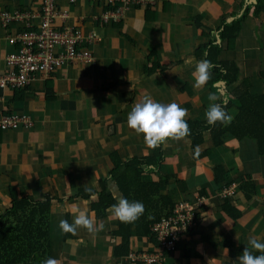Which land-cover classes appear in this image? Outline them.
<instances>
[{
	"label": "crops",
	"instance_id": "1",
	"mask_svg": "<svg viewBox=\"0 0 264 264\" xmlns=\"http://www.w3.org/2000/svg\"><path fill=\"white\" fill-rule=\"evenodd\" d=\"M146 1L148 5L124 8L120 15L113 9L116 21L103 22L106 7L97 0H55L57 11L65 15L56 19V29L79 30L85 41L94 36L87 47L92 62L63 66L48 80L38 79L24 90H0L5 113L26 115L33 122L29 130L0 131V214L10 207L12 196L50 195L49 257L61 264H137L125 255L114 256L120 242L113 234L117 219L109 208L96 219L90 204L97 200L101 180H106V193L116 203L120 198L108 179L110 154L121 161L151 154L143 134L127 126L128 113L143 96L187 108V121L206 119L209 93L219 96L216 103H223L224 97L249 82L251 95L264 96V0L256 15V0ZM41 5L42 0H0V73L8 70L11 38L22 30L16 23L5 30L2 15L36 14ZM246 10L234 48L228 51L219 34L224 24L239 19ZM210 44L222 45L219 62L233 63L238 70L229 88L220 87L213 74L202 89L193 87L195 63L204 59L195 57V52ZM150 65L158 68L147 75L144 71ZM228 114L233 120L224 128L235 121L238 111L231 108ZM202 139L194 150L186 138L160 146L163 160L158 170L168 179L159 193L173 205L204 199L196 210L199 219L193 231L167 254L164 264H226L229 253L220 246L225 240L236 247H245L250 237L264 242V156H259L257 144L226 134L216 146L209 132ZM215 168L222 169L218 183ZM140 180L153 182L157 177L145 171ZM234 181L252 185L250 199L240 188L232 198L222 199V187ZM83 189L94 194L83 199L78 196ZM225 201L240 213L236 222L224 213ZM76 209L86 210L96 225H103L102 230L90 234L79 228L67 238L59 221L72 223ZM152 249L146 236L129 229L128 253Z\"/></svg>",
	"mask_w": 264,
	"mask_h": 264
},
{
	"label": "trees",
	"instance_id": "2",
	"mask_svg": "<svg viewBox=\"0 0 264 264\" xmlns=\"http://www.w3.org/2000/svg\"><path fill=\"white\" fill-rule=\"evenodd\" d=\"M256 1L255 15L261 10L260 4L263 0ZM247 14L248 10L239 19L230 24H224L219 38L221 44L225 43L228 51L233 50L241 24ZM221 46L210 44L201 47L196 50L195 57L203 56L204 59L217 65L212 69V74L216 77V81L222 82L226 88H229L235 84L238 70L233 63L219 62ZM156 68L158 67L150 65L145 68L144 72L149 75ZM249 90V82H244L239 89L227 95L228 102L225 108L227 113L231 108L238 111L235 121L227 128H224V125L219 122L211 126L206 119L204 121H187L191 134L186 139L190 141L192 150L202 144L203 134L209 132L216 146H220L222 138L228 134L236 140L254 141L257 144L259 156H264V96H253ZM162 160L160 147L151 149L150 156L134 157L125 161H121L115 153L109 155L111 168L108 172V179L114 182L119 196L127 198L129 201H139L145 207L144 214L134 223H121L117 220V228L113 234L120 238V242L115 247L114 256H124L128 253L129 229L131 227L136 235L146 236L152 243L153 239L148 230L149 225L173 209L174 205L170 203V200L159 193V189L166 185L168 179L159 174L158 168ZM145 171L156 175L157 180L142 182L140 175ZM221 172V168L214 169L215 183L221 180L219 176ZM98 185L100 191L97 200L90 204V209L96 219L103 217L105 210L116 203L115 199L106 193V180L99 181ZM239 188L244 192L246 199L251 198L252 185L242 182ZM93 194L94 191L89 193L85 189L78 191V196L86 200ZM51 201L52 197L48 194H44L42 199L32 196L19 199L11 197L10 207L0 214V264H41L43 260L49 258L51 246L48 216ZM223 211L234 222L240 218V213L231 208L227 201L223 205ZM198 219L199 213L196 211L195 223ZM13 222L14 224L10 228L9 223ZM7 224L9 228H7ZM65 236L68 238L70 234ZM205 240L208 241L206 238ZM220 246L228 250L230 261L226 264H238L237 257L242 254L244 247H236L230 240H225L220 243ZM260 254L262 253L254 252V255Z\"/></svg>",
	"mask_w": 264,
	"mask_h": 264
},
{
	"label": "built area",
	"instance_id": "3",
	"mask_svg": "<svg viewBox=\"0 0 264 264\" xmlns=\"http://www.w3.org/2000/svg\"><path fill=\"white\" fill-rule=\"evenodd\" d=\"M106 7L101 21L115 22L124 8L146 6V0H97ZM120 4L119 8L113 5ZM56 9L55 0H42L40 12L28 11L5 12L2 26L7 30L11 25L21 24V33L11 38L13 52L7 58L8 70L0 73V90L20 91L33 82L46 81L59 68L73 62L89 64L92 57L87 47L94 36L84 40L79 30L56 29L55 21L64 18ZM38 21L37 25L33 22ZM33 128L30 117L16 113H5L0 100V131L15 132ZM240 184L229 182L222 187V199L232 198L239 191ZM203 198L196 197L192 202H181L173 209L149 225L148 230L153 239L150 251L128 253L125 258L137 264H164L167 254L177 249L183 236L193 231L195 212L203 204Z\"/></svg>",
	"mask_w": 264,
	"mask_h": 264
},
{
	"label": "clouds",
	"instance_id": "4",
	"mask_svg": "<svg viewBox=\"0 0 264 264\" xmlns=\"http://www.w3.org/2000/svg\"><path fill=\"white\" fill-rule=\"evenodd\" d=\"M217 65L207 59H201L195 63L192 77L194 89H202L212 75V69ZM220 98L215 93H209L208 100L211 102L205 111V118L209 125L214 126L217 122L227 126L233 120V116L225 110L227 98L223 103H216ZM188 109L183 108L176 102L159 103L150 96H143L131 108L127 115V126L137 135L143 134L147 148L155 149L167 143L169 140L180 141L191 134L187 120ZM91 193V189H86ZM110 215L121 223H134L145 212L143 203L129 201L120 197L118 202L111 205L107 210ZM76 215L72 223L62 219L59 228L64 234L76 235L79 228L86 229L90 234L102 230L103 225H96L92 216L86 210L76 209ZM227 250V249H226ZM254 252L262 253L254 255ZM238 264H264V242L255 237L248 239L242 254L237 257ZM41 264H61L57 259L47 258Z\"/></svg>",
	"mask_w": 264,
	"mask_h": 264
},
{
	"label": "water",
	"instance_id": "5",
	"mask_svg": "<svg viewBox=\"0 0 264 264\" xmlns=\"http://www.w3.org/2000/svg\"><path fill=\"white\" fill-rule=\"evenodd\" d=\"M220 87H222V88H225V86L223 85V83L221 82L220 83V85H219ZM222 94H223V97H224V93L222 92ZM224 99H225V97H224Z\"/></svg>",
	"mask_w": 264,
	"mask_h": 264
},
{
	"label": "rangeland",
	"instance_id": "6",
	"mask_svg": "<svg viewBox=\"0 0 264 264\" xmlns=\"http://www.w3.org/2000/svg\"><path fill=\"white\" fill-rule=\"evenodd\" d=\"M13 221V220H12ZM11 221V222H12ZM10 224V228H12V224H14V222L13 223H9ZM7 228H9V225L7 224Z\"/></svg>",
	"mask_w": 264,
	"mask_h": 264
}]
</instances>
